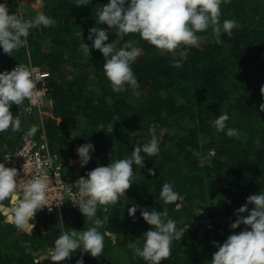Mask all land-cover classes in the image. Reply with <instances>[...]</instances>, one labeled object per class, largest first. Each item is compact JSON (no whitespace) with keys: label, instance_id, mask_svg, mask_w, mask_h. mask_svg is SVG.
<instances>
[{"label":"trees","instance_id":"16d2710c","mask_svg":"<svg viewBox=\"0 0 264 264\" xmlns=\"http://www.w3.org/2000/svg\"><path fill=\"white\" fill-rule=\"evenodd\" d=\"M105 3L92 0L88 7L77 9L73 0H42L37 7L23 6L25 19L42 11L56 24L30 29L27 46L13 50L12 55L0 48V71H11L19 63L50 72L53 115L45 117L44 126L51 149L68 158L73 176L130 157L135 145L149 142L153 135L160 141V150L155 157H146L142 168L132 165L133 183L126 194L115 204L97 206L94 217L69 208L61 213L39 211L30 233L4 223L0 216V264H34L47 256L53 241L65 231L55 221L58 216L65 220L68 213L74 215L76 228L84 231L98 218L104 222L99 230L107 229L113 236L105 237L98 257L78 249L64 261L44 258L39 264H76L81 257L84 264H146L133 256L129 246L151 228L140 214L142 207L167 208L168 218L178 228L189 225L181 240L172 241L171 254L162 264H210L218 250L213 241L223 243L229 234L245 227L230 228L235 210L246 203L248 195L264 190V111L259 110L264 103L260 91L264 85V0L222 4L221 22L234 19L237 26L231 36L222 35L220 44L211 29L197 33L198 46L181 45L175 55L161 53L138 33L118 37L117 48L128 40L140 48L131 65L139 87L120 93L112 90L104 74L103 54L91 49L87 41L90 29L108 28L94 19ZM7 4L10 12L21 14L17 0H7ZM81 39L91 50L87 58L78 52ZM175 60L181 61L179 67L173 66ZM10 110L21 124L19 131L0 132V161L4 163L6 151L36 120L14 105ZM224 112L229 116L227 127L236 128L237 136L216 130L213 121ZM36 129L32 136L38 137L41 126ZM89 142L95 151L81 167L76 145ZM149 168L155 169V175ZM165 182L180 195L174 203L164 204L160 198ZM176 203L181 204L178 211ZM133 204L138 205L135 217L127 211Z\"/></svg>","mask_w":264,"mask_h":264},{"label":"clouds","instance_id":"9594fccd","mask_svg":"<svg viewBox=\"0 0 264 264\" xmlns=\"http://www.w3.org/2000/svg\"><path fill=\"white\" fill-rule=\"evenodd\" d=\"M229 2L230 0H107V3L96 10L94 19L97 25L104 23L108 28L90 29L87 41L91 44V49H98L103 54V71L112 90L116 93L126 91L128 87L135 90L139 84L131 65L139 56L140 48L134 40L126 41L119 48L113 40L105 43L109 40V29L114 30L117 37L121 38L129 33H138L141 39L155 46L161 53L175 55L176 49L181 45L198 46L199 32L211 29L217 44L222 43L223 34L231 36L237 22L234 19L220 20L221 5ZM89 4H92V0H73V6L77 9L88 7ZM55 24V19L42 11L28 19L22 14L10 12L7 0H4L0 2V48L4 53L12 55L13 50L27 46L30 29ZM78 52L85 58L91 55V50L83 39ZM180 63V60H175L173 66L179 67ZM260 91L264 97V85ZM37 95L34 77L28 67L18 63L11 71H0V132L9 128L13 132L19 131L21 121L10 110L11 106L21 105L25 99L35 103ZM259 110L264 111V103L259 104ZM228 119L227 112H224L213 124L218 132H225L229 137L237 136L236 128L227 127ZM36 131L33 126L25 136H32ZM159 143V139L153 135L149 142L135 145L130 157L111 160L107 165L87 171L86 175L80 176L76 181V189L71 197L73 203L86 218L95 216L97 205L115 204L133 183L132 165L135 163L142 168L146 157L158 154ZM76 151L83 167L89 163L90 152L95 151V147L90 142L84 143ZM17 172V168L0 161V216L4 218V223L31 233L34 227L31 221L36 214L45 207L52 210V204L46 198L48 184L43 176H34L27 181L18 180ZM148 172L155 175L153 168H149ZM5 198H8L7 203ZM160 198L164 204H171L180 199V195L171 183L165 182L160 190ZM250 204L253 205L251 208ZM137 207L136 204L129 207L128 214L135 217ZM175 207L178 211L181 204L176 203ZM140 214L151 228L129 245L133 256L143 258L146 264H162L171 254L172 241L181 240L189 225L178 228L176 221L168 218L167 208L157 211L155 207L150 210L142 207ZM235 215L236 219L230 223V228L236 229L241 224L245 227L229 234L223 243L213 241L218 250L212 254L210 264H264V190L248 195L246 203L235 210ZM103 223L97 218L93 220L92 226L80 233L62 231L53 241V246L49 247L47 256L36 259L34 264H39L44 258H50L54 262L64 261L78 249L93 257L100 256L105 237L113 236L107 229L103 232L99 230ZM76 264H84L83 257Z\"/></svg>","mask_w":264,"mask_h":264},{"label":"built area","instance_id":"2783aa9c","mask_svg":"<svg viewBox=\"0 0 264 264\" xmlns=\"http://www.w3.org/2000/svg\"><path fill=\"white\" fill-rule=\"evenodd\" d=\"M17 2L19 10L24 17L26 13L23 6L37 7L42 0H17ZM27 67L31 70L34 77L35 92L38 93L35 96L36 102L32 103L30 100L25 99L21 105H13L22 114L34 115L39 120L41 131L38 137H26L23 134L19 142L4 154L5 163L7 166L17 168L18 180L27 181L34 176L46 178L48 184L46 198L49 204H52V210L49 211L45 207L40 212L58 211L61 213L67 206L69 209L83 214L79 207L71 200L76 189V181L80 176H73L65 172L69 166L68 158L51 149L44 126L45 117L53 115V98L50 95L48 86L50 72L37 65L31 64ZM6 157L8 158L5 159ZM96 160L99 161L97 158ZM25 164L26 167H24ZM103 210L107 211L108 206H104Z\"/></svg>","mask_w":264,"mask_h":264},{"label":"rangeland","instance_id":"374dc122","mask_svg":"<svg viewBox=\"0 0 264 264\" xmlns=\"http://www.w3.org/2000/svg\"><path fill=\"white\" fill-rule=\"evenodd\" d=\"M109 34V40L108 41H105V43H108V42H111L112 40H113V43L116 45V47H117V41H118V37H117V35H115V34H113V33H108ZM23 115H25V114H23ZM27 117H30L31 115H26ZM34 116V115H33ZM22 118H24L25 119V116H22ZM31 118V117H30ZM30 123V125L33 127V126H35V127H37V125H39V121L37 120V118H36V120L35 121H33V122H29ZM76 147L78 148L79 147V144H77L76 145ZM65 172L66 173H70L71 174V172H69L68 170H65ZM72 175V174H71ZM5 199H8V198H5ZM66 209H68V207L66 206L65 207ZM67 217L68 218H65V220L64 219H62L60 216H58L57 217V219H56V222H58L57 224L59 225V226H61V227H63L66 231H69V232H73V231H75V232H77V233H80V232H82V230H80L79 228H76L75 227V219H74V215H72L71 213H68L67 214ZM61 221H63V222H61ZM61 222V223H60Z\"/></svg>","mask_w":264,"mask_h":264},{"label":"water","instance_id":"95a60500","mask_svg":"<svg viewBox=\"0 0 264 264\" xmlns=\"http://www.w3.org/2000/svg\"><path fill=\"white\" fill-rule=\"evenodd\" d=\"M8 199H5V203H7Z\"/></svg>","mask_w":264,"mask_h":264},{"label":"crops","instance_id":"0c3cea01","mask_svg":"<svg viewBox=\"0 0 264 264\" xmlns=\"http://www.w3.org/2000/svg\"><path fill=\"white\" fill-rule=\"evenodd\" d=\"M56 222V221H55ZM58 222H56V224H57Z\"/></svg>","mask_w":264,"mask_h":264}]
</instances>
